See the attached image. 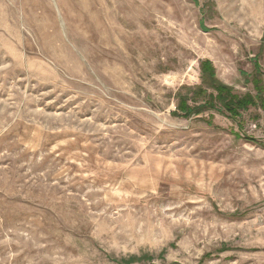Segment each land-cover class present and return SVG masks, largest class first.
I'll return each instance as SVG.
<instances>
[{"label":"rangeland","instance_id":"rangeland-1","mask_svg":"<svg viewBox=\"0 0 264 264\" xmlns=\"http://www.w3.org/2000/svg\"><path fill=\"white\" fill-rule=\"evenodd\" d=\"M206 59L264 98V0H0V264H264V108Z\"/></svg>","mask_w":264,"mask_h":264},{"label":"trees","instance_id":"trees-1","mask_svg":"<svg viewBox=\"0 0 264 264\" xmlns=\"http://www.w3.org/2000/svg\"><path fill=\"white\" fill-rule=\"evenodd\" d=\"M201 73L203 78V84L214 89L217 94L212 95L210 101L205 102L200 106H208L210 108H216L215 100L219 101L221 107L231 114V116L237 117L241 115L242 110L248 109L250 106L258 105V100H261V104L264 108V98L262 97L263 87L260 84L256 85L257 95L247 93L245 95H239L233 91V87L222 82L217 78L216 68L212 61L209 59L201 61ZM206 90L204 86L197 88L194 94L199 95ZM188 96H181L178 105L177 116H190L196 107H192L188 104ZM252 139V138H249ZM255 140V139H252Z\"/></svg>","mask_w":264,"mask_h":264}]
</instances>
